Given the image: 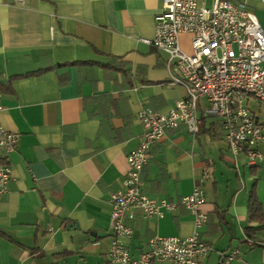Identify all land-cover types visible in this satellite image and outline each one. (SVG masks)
I'll return each instance as SVG.
<instances>
[{
	"label": "crops",
	"instance_id": "0c3cea01",
	"mask_svg": "<svg viewBox=\"0 0 264 264\" xmlns=\"http://www.w3.org/2000/svg\"><path fill=\"white\" fill-rule=\"evenodd\" d=\"M238 1L264 29V1ZM160 11L161 0H0V126L19 134L0 195V264L108 261L109 196L139 143L136 115L143 108L166 113L185 96L170 84L168 55L141 41L153 37ZM189 41L179 35L182 48ZM252 111L264 124L260 106ZM256 165L232 156L220 121L209 118L195 136L179 126L152 144L142 191L176 204L198 187L207 219L197 232L212 248L199 263L219 264L220 253L236 250L227 264H244L243 247L264 248V230L254 233L259 245L245 235L258 226L248 219L251 191L264 214V162ZM123 223L132 230L122 240L132 258L153 236L194 232L181 205L150 219L132 209Z\"/></svg>",
	"mask_w": 264,
	"mask_h": 264
},
{
	"label": "built area",
	"instance_id": "2783aa9c",
	"mask_svg": "<svg viewBox=\"0 0 264 264\" xmlns=\"http://www.w3.org/2000/svg\"><path fill=\"white\" fill-rule=\"evenodd\" d=\"M180 34L190 36V53L180 48ZM141 41L168 55L170 84L182 87L185 96L166 113L143 108L136 115L142 128L140 140L126 156L128 168L120 188L109 196L111 242L105 264H200L199 259L212 250L197 232L207 219L200 209L202 191L194 187L176 204L156 202L142 191L141 172L152 144L167 131L184 126L195 136L200 122L209 118L220 121L222 138L232 156L243 155L248 166L264 161L256 149L259 142L264 144V133L249 108L264 104V30L252 10L238 0H211L209 6L205 0H161L153 37ZM18 137L0 126V195L7 192V156L16 149ZM207 178L204 170L202 180ZM178 205L191 214L194 232L185 238L153 236L146 250L132 258L122 242L132 233L123 223L124 216L138 209L147 219L161 218ZM237 258L236 250L220 253L219 264Z\"/></svg>",
	"mask_w": 264,
	"mask_h": 264
},
{
	"label": "trees",
	"instance_id": "16d2710c",
	"mask_svg": "<svg viewBox=\"0 0 264 264\" xmlns=\"http://www.w3.org/2000/svg\"><path fill=\"white\" fill-rule=\"evenodd\" d=\"M258 124H259V122H258ZM202 125H203V120L200 122L199 132L202 128ZM259 125L264 126V124H259ZM256 166L257 165H254L251 167H256ZM247 211H248V219L252 222H255L258 226L245 228V235H246L247 239H250L252 241L253 245H259V243H257L254 240V233L258 229L264 230V214H262L261 203L258 201V199L256 198L253 191H251L249 193V196H248Z\"/></svg>",
	"mask_w": 264,
	"mask_h": 264
},
{
	"label": "rangeland",
	"instance_id": "374dc122",
	"mask_svg": "<svg viewBox=\"0 0 264 264\" xmlns=\"http://www.w3.org/2000/svg\"><path fill=\"white\" fill-rule=\"evenodd\" d=\"M205 2L207 4V6H209L211 0H205ZM258 24H259V22H258ZM259 26H260V24H259ZM261 29H262V27H261ZM262 30H264V29H262ZM180 48L184 52L190 53V47L188 49V48H182V46H180ZM249 108L251 110L252 109L257 110L256 106L253 107L252 105H250ZM260 120L264 121V104H260ZM259 150L262 153V156H264V146L259 145ZM262 162H264V161H262ZM243 248H244V254H242V257H243L244 264H264V255H261V252L264 251V248L256 247L251 251H248V247H246V246ZM239 264H241V263H239Z\"/></svg>",
	"mask_w": 264,
	"mask_h": 264
}]
</instances>
